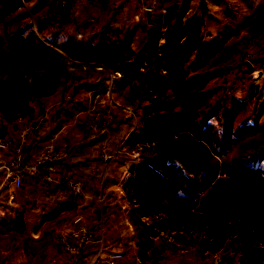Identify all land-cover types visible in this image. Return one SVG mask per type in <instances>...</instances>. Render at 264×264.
<instances>
[{
	"label": "trees",
	"instance_id": "trees-1",
	"mask_svg": "<svg viewBox=\"0 0 264 264\" xmlns=\"http://www.w3.org/2000/svg\"><path fill=\"white\" fill-rule=\"evenodd\" d=\"M191 1L168 2L162 22H155L148 28L143 24L144 39L136 51L131 47L136 27L127 24L129 10H120L102 30L80 38L69 28L70 19L76 13V0L66 3L63 10L48 19L38 15L42 7H32L40 18L41 33L68 57L94 62L120 73L124 82L131 84L132 99L139 98L140 87L137 84L151 87L148 96L152 99L144 106L143 120L129 133L125 142L127 145L153 144L150 154L141 156L136 164L129 167V177L124 184L128 196L134 199L136 212L143 215H174V204L190 202L194 191L207 189L213 181L214 164L202 148L192 145L184 133H190L193 139L204 140L210 133L209 120L216 118L222 132H226L224 141L230 136L237 140L248 133H256L263 112L262 107L253 106V116L239 119L240 108L242 111L245 109V101L240 99L226 102L225 106L216 102L204 114L199 110L205 98L202 88L212 77L202 67L223 43V31L216 33L213 39L205 40V16L190 12ZM34 2L39 4L40 1ZM19 4L20 0H3L1 12H12ZM23 18L26 20L25 15L21 20ZM262 18L264 13L254 22ZM53 23H57L59 28H54ZM13 41L42 48L24 23L16 29ZM48 56L45 65L36 69L10 65L7 58L0 60V70L5 74L0 82V117L3 118L0 138L10 137L22 129L23 120L30 112L32 97L44 102L56 93L58 81L48 72L61 71L60 60ZM167 90L172 91L173 98L164 95ZM177 106L180 110H176ZM106 136L101 134L83 142L79 148L86 151H64L56 162L58 172L85 179L89 175L87 169L94 166L93 152L104 143ZM113 139L108 138L109 141ZM89 148L90 154L87 152ZM260 151L254 157L258 163L264 160V149ZM82 153L83 158L77 159L82 157ZM242 169L247 174L248 183L238 185L232 199L223 197L219 203L211 205L221 220L232 223L220 227V220L215 217L210 221L208 231L219 237L220 243H216L215 248L221 245L224 236L231 237L225 251L234 253L236 264H264V179L260 169ZM188 174L196 175L197 179L189 178ZM57 176L50 186H45L42 203L37 207L47 217L54 216L63 205L72 202L70 187ZM22 198L26 204V198ZM20 214L22 211L16 218H20ZM135 222L138 226L137 259L141 264H159L165 256L154 254L151 248L152 236L157 234L155 224L139 219ZM15 223L23 228L19 219Z\"/></svg>",
	"mask_w": 264,
	"mask_h": 264
},
{
	"label": "rangeland",
	"instance_id": "rangeland-1",
	"mask_svg": "<svg viewBox=\"0 0 264 264\" xmlns=\"http://www.w3.org/2000/svg\"><path fill=\"white\" fill-rule=\"evenodd\" d=\"M34 1L27 0V6L24 8H20L19 4L12 12H1L3 0H0V60L5 61L4 58H7L10 59V65H16L19 68L30 66L36 69L43 67L49 57L48 55H50L60 60V68L61 63L66 62L67 71L70 69L78 70V74L70 78L69 76H65L61 71L52 70L48 72L49 76L56 77L58 81V93H56V96L54 95V98L48 97L44 99V102L33 97L31 98L30 112L23 120L22 130L25 131H31L32 124L37 123L38 120L48 115L49 111L57 105L56 103L61 99L63 94L68 93L72 85L78 84L76 78L84 75L88 78L87 81L93 79L100 82H103L106 76L109 79V75L105 70L97 69L95 66L98 65L97 63L84 62L63 56V50L53 44L39 30L40 18L32 7H42L38 15H41L42 19H48L59 10H63L66 3L63 2L58 8L53 9V0H39V4ZM180 1L171 0L169 2L179 3ZM165 5L167 6L166 3ZM190 7V12L201 14L197 0H192ZM230 13V16L233 15L234 19L232 17L229 18L228 14L224 12H215L207 8L204 13L206 22V30L204 31L205 40L208 41L214 37L216 32L223 31L222 42L224 43L227 32H231L232 29L237 31L236 26L241 23L244 16L241 15L237 19L235 18L237 15L233 11ZM20 15L22 16L20 17ZM23 15H25L26 20L24 18L21 20ZM23 23L29 28L32 38L42 44V48H37L34 44H25L22 41H13L16 29ZM32 25L36 26L40 39L49 40L60 51L59 54L52 52L48 46L34 36L31 30ZM89 34L86 33L85 35ZM34 53L38 54L35 55ZM217 53L218 56L213 55V59H208L202 67V69H205L207 73L213 76L202 88L205 98L198 107L202 114L206 113L216 102L223 106H225L226 102H231L226 92L225 70H218L217 77L213 74V67L216 64L219 66L223 60L225 54L224 44L218 48ZM4 77V71L0 70V82L4 80ZM120 78L114 77L113 82ZM114 84H112V88ZM130 85L127 90L118 89L117 91L111 90L110 93H106L105 89L99 92L101 94V101L95 99L93 91L89 92L90 96L88 101H86V107L89 110L90 117L85 125L86 133L81 135L84 136V140L82 142H75L70 138L65 140V130H63L61 132L63 136L59 138L63 140L56 141L57 147L62 148L63 151H86L85 148H79L83 142L93 139L98 135L107 134L104 143L95 150H116L114 156L121 151H125L119 158L114 157L116 162L129 158L135 159L136 164L141 156L150 154L153 144L127 145L125 143L129 133L134 131V126L137 124L138 127L141 124L144 117V106L152 99V97L148 96L151 92L149 90L151 87L139 84H137L140 87L138 91L139 98L132 99L129 89ZM65 86L66 88L68 87L67 90ZM146 88L148 90L144 93ZM164 95L169 99L173 98L171 90H167ZM101 106L106 107L113 115L111 123L105 130L97 123L95 116L97 108ZM244 107V111L240 108L239 114L241 113V115L239 119L254 115L252 108L247 102H245ZM128 110L133 112L134 115L130 114ZM176 110H180V107L177 106ZM2 121L3 118L0 117V128ZM209 123L210 133L204 140L193 139L190 133H184L191 140L194 147L202 148L205 151L209 160L215 166V176L209 187L203 191H194L193 198L188 203L174 204L172 206L175 210L174 215L165 213L143 215L136 212L134 199L128 196L124 188V184L129 176H127V173L124 176L122 175V179H125L122 187L125 202L122 206L112 204L111 208L106 212V215L108 214V219H106L108 226L105 225L104 227L105 234L102 243L96 242L94 239L86 243L80 240V225H86L93 233H97L100 227L99 223L95 226L90 220L81 217L80 221L75 222V219L69 220L68 216L59 212L54 216L47 217L46 214L43 215L37 210V207L42 203L43 198L41 199V197L46 192L45 185L41 183L38 177H26L20 189L12 187L3 188L0 186V264H110L109 257L116 252H119L122 256L118 264H141L135 255L136 232L138 229L135 222L136 219L147 224H155L157 234L152 236L151 248L154 254L160 253L165 256V259L159 264H236L234 253L229 252V250L225 251V246L231 242V237L224 236V241L219 247L215 248V244L220 243V241L219 237L212 236L209 233L210 221L217 217L220 220V227H225L232 222L226 223L221 220L211 205L212 203H219L223 197L229 196L232 199L238 185L248 183V177L243 171V167L254 170L260 169L264 179V160L259 163L254 161V157L261 152L260 150L264 149V124L258 123L257 131L254 134L248 133L245 137L237 140H234V136H230L225 142L224 135L226 132H222L221 125L217 119L212 118L209 120ZM117 124L124 125V130L122 129L118 136L109 141L108 138L111 139L113 137L110 136L111 130ZM19 131L14 132L10 137L0 138V141L7 140L14 142L13 135ZM19 138L22 137L20 136ZM66 143H73V146L64 147ZM0 151L2 150L0 149ZM87 151H91V148ZM81 158L83 157H78L77 159ZM58 173L57 178L61 179L67 186H69V180L77 185L81 182V179L77 175ZM91 173L93 174V168ZM94 175L99 176V173L97 172ZM188 175L191 179H197L196 175ZM23 196L27 200L25 205L22 204ZM70 196H72L71 188ZM80 197L81 194L76 198ZM103 198H105L104 195ZM96 205L99 212L98 203ZM105 207L107 208L103 201L102 215L105 214ZM20 211H22V215L20 214V218L19 216L16 218ZM18 219L23 224V228H20L15 223ZM117 241L118 245L114 250L113 246ZM67 245L77 247L78 250L76 253L67 251ZM94 247H96V250H93Z\"/></svg>",
	"mask_w": 264,
	"mask_h": 264
},
{
	"label": "crops",
	"instance_id": "crops-1",
	"mask_svg": "<svg viewBox=\"0 0 264 264\" xmlns=\"http://www.w3.org/2000/svg\"><path fill=\"white\" fill-rule=\"evenodd\" d=\"M69 1L71 0H64L63 2L68 3ZM169 1L76 0V13L70 19L69 28L78 37H86V33L91 34L102 30L109 23L112 16L120 10H129L127 24L136 27L131 43L132 49L136 51L143 42L145 35V31L141 26L145 24L148 28L154 25L155 22H162L165 12L164 7H166L165 3L168 4ZM199 1L197 0L198 3ZM205 2L208 9L210 8L215 12H224L228 14L229 18H233V15L230 16L231 11L237 15L235 16L237 19L241 15L244 16L241 23L236 26L237 31L232 29L231 32H227L225 41L221 44V46L223 44L225 46V54L222 60L224 62L221 61L219 66L216 64L213 67V74L217 77L218 70H225L226 92L229 95V100L240 99L247 102L251 108L253 106L262 107L263 112L258 123L264 124V18L254 22L256 17L264 13V0H206ZM53 24L54 28H59L57 23ZM250 25H252V29ZM217 52L218 49L215 51L214 56H218ZM63 56L67 55L64 53ZM214 56L211 58L213 59ZM247 63L250 65L249 69L247 68ZM61 64V72L65 76L72 78L78 74V70L70 69L67 71L66 62ZM91 75L93 76V74ZM76 79L78 84L72 85L71 90L63 94L48 115L38 120L37 123L32 124L31 131L21 129L17 134L13 135L14 142L18 143L23 139L21 143L28 161H32L44 146H57L55 144L56 141L63 140L59 139L63 136V133L61 134L63 130H65V140L69 138L75 142L84 140V136L81 135L86 132L85 125L90 117L89 110L86 107V101H88L90 96L89 92L93 91L96 94L104 91L108 79L106 76L103 82L93 79L87 81L88 78L84 75ZM114 83L112 88L114 91L118 89L127 90L129 86L122 78L115 80ZM57 90H59V86ZM56 93L50 97L54 98ZM121 125L117 124L111 130V137L115 138L121 133L122 129L124 130V125ZM20 136L22 138H19ZM72 144L66 143L64 147L68 148V146H73ZM87 152L91 153V151ZM115 152L116 150L93 152L94 155L91 158H94V166L87 169L91 175L89 174L78 184L81 197L70 196L72 202L63 205L59 210L60 214H65V216L69 217V220L81 217L90 220L95 226L98 223L104 227L105 225L108 226L106 220L108 219V214L106 215L108 209L111 208L112 204L122 206L125 202L122 188L125 179H122V175L124 176L127 173V176H129V167L136 162L135 159L129 158L116 162L114 157L119 158L125 151H121L118 153L119 155L116 154L114 156ZM81 155L83 157L84 153ZM0 156H5V153L0 152ZM92 168L93 174L91 173ZM96 168L104 171L105 180L101 181L98 175H94L97 174V172H94ZM101 193L105 197L104 202L107 206L103 215L97 211L96 205L97 198ZM22 204L25 205V202L23 201ZM39 212L43 215L45 214L43 210ZM117 245L118 241L113 246L114 250Z\"/></svg>",
	"mask_w": 264,
	"mask_h": 264
},
{
	"label": "built area",
	"instance_id": "built-area-1",
	"mask_svg": "<svg viewBox=\"0 0 264 264\" xmlns=\"http://www.w3.org/2000/svg\"><path fill=\"white\" fill-rule=\"evenodd\" d=\"M64 0H53V9L58 8ZM152 4V3H151ZM27 6V0H20V8H24ZM116 8V6H115ZM31 30L34 36L41 40L46 46H48L52 52L59 54L60 51L53 46V44L49 40L40 39L37 29L35 25L31 26ZM95 65V64H94ZM97 69L105 70L108 73V81L106 93H110L112 90V84H114V77H121L120 73L112 72L108 68L103 65H95ZM94 94V93H93ZM95 99L101 101V94L98 92L94 94ZM128 112L132 115L133 112L128 110ZM97 123L105 130L109 126L112 121L113 115L112 113L104 106L97 108L96 113ZM137 128V124L134 126V130ZM23 140V139H22ZM21 140V141H22ZM20 142H11L7 140L0 141V149L2 153H5V156H0V186L2 187H12L14 189H20L23 186L24 179L26 177H38L41 180V183L45 186H50L57 174L58 168L56 166L57 160H59L64 151L62 148H59L54 145H46L44 146L40 152L36 155V157L32 161H28L27 157L23 150V145ZM94 172H98L101 181L104 180L105 173L100 168H96ZM69 186L71 188V192L73 196L78 197L80 194V189L77 184L73 181H68ZM103 195L99 194L97 198L98 210L100 214L103 213ZM102 212V213H101ZM81 218L77 217L75 222L80 221ZM104 226L100 224L99 230L97 233H93L92 230L86 225L79 226V233L81 236V241L83 243L91 242L93 239L96 242L102 243L104 239ZM67 251L72 253H76L78 250L77 247L66 246ZM121 254L119 252L113 253L109 257L110 264H118L121 261Z\"/></svg>",
	"mask_w": 264,
	"mask_h": 264
},
{
	"label": "water",
	"instance_id": "water-1",
	"mask_svg": "<svg viewBox=\"0 0 264 264\" xmlns=\"http://www.w3.org/2000/svg\"><path fill=\"white\" fill-rule=\"evenodd\" d=\"M198 7H199V10H200V13L204 14L206 9H207L205 0H200L199 3H198ZM249 67H250V65H249V63H247V68L249 69Z\"/></svg>",
	"mask_w": 264,
	"mask_h": 264
}]
</instances>
